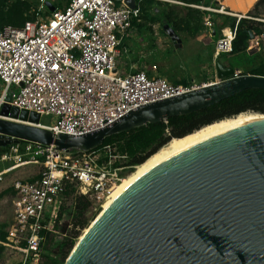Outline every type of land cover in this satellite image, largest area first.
Segmentation results:
<instances>
[{
	"label": "water",
	"instance_id": "obj_1",
	"mask_svg": "<svg viewBox=\"0 0 264 264\" xmlns=\"http://www.w3.org/2000/svg\"><path fill=\"white\" fill-rule=\"evenodd\" d=\"M128 3L135 6V0ZM216 61L220 81L138 106L84 134L62 131L56 137L39 113L12 105L9 92L0 109V146L24 139L90 150L114 134L264 89V75L227 77L235 67ZM65 264H264V120L155 166L92 222Z\"/></svg>",
	"mask_w": 264,
	"mask_h": 264
},
{
	"label": "built area",
	"instance_id": "obj_2",
	"mask_svg": "<svg viewBox=\"0 0 264 264\" xmlns=\"http://www.w3.org/2000/svg\"><path fill=\"white\" fill-rule=\"evenodd\" d=\"M139 1L131 6L128 0H70L50 9L48 15L38 9L37 16L22 28H0V109L12 92L11 104L20 110L53 116L52 124L42 126L56 137L62 131L84 134L138 106L214 83L195 79L175 83L156 70L150 74L147 67L126 70L119 66L118 57L130 54L124 41L134 29L133 21L140 20ZM192 6L206 11L205 26L210 33L223 15L252 18L215 1ZM235 31L230 25L222 29L215 62L221 54L232 52ZM263 39L264 33H253L247 52L260 49ZM9 145L2 159L40 164L43 172L34 179L15 182L14 217L0 245L20 250L38 262L58 220L67 184L76 183L84 196L95 188L109 193L121 179L119 166L111 164L112 157L120 156L112 154L109 146L67 151L24 139Z\"/></svg>",
	"mask_w": 264,
	"mask_h": 264
},
{
	"label": "rangeland",
	"instance_id": "obj_3",
	"mask_svg": "<svg viewBox=\"0 0 264 264\" xmlns=\"http://www.w3.org/2000/svg\"><path fill=\"white\" fill-rule=\"evenodd\" d=\"M38 6L41 14L47 15L48 10L52 6H65L68 0H30ZM208 3V2H207ZM174 11L178 14V19L185 18L188 12L186 4L180 0H155V2L148 6L147 11L151 16L160 18L155 22H146V26H152L151 29L146 27H139V30L133 29L125 39L124 43L129 46L130 53L133 55L125 57L119 56L118 62L121 68L126 70H138L142 67H147L150 74L157 73L167 77L170 81H185L195 78L197 82H217L222 78L219 76L218 64L214 60V53L216 50V39H210L205 26V14L197 16L198 19L194 23L195 31L190 33L186 30H175L170 24L164 14ZM246 15L264 22V5L258 9H253ZM142 21V20H141ZM222 26V25H221ZM220 26V27H221ZM174 29L177 36L170 32ZM222 27L220 32H222ZM219 37V36H218ZM176 38V39H174ZM180 38L179 45L175 44V40ZM249 57H253L256 65H264V39L261 43V48L249 53ZM141 56V58H140ZM247 55L235 56V60L241 63H247L250 59ZM132 58V59H130ZM230 54L223 53L218 57V61L224 69L230 66L232 61ZM236 72L241 74L243 69L234 68L233 74L227 77L234 76ZM3 88V82L0 80V93ZM54 118L52 115H44L41 118L42 124H52ZM10 146V145H9ZM2 148H7L3 150ZM2 149V150H1ZM10 147L0 146V228L7 231L10 227L14 217V198L15 187L17 180L34 179L40 176L43 172V167L36 163L20 164L16 159L6 158L2 159L3 155L7 154ZM127 163L125 158L114 159L112 157V166L119 165L118 172L121 174V179L129 175L136 167L122 166ZM11 168V169H10ZM10 169V170H9ZM119 182V181H118ZM68 193L66 191L60 205L58 213V220L52 226V231L48 233L44 243V253L38 262L31 258H27L22 251L4 247L3 253L0 257V264H53L54 260L61 259V264H65L70 253L76 246L81 235L86 232L89 225L98 217L103 210L106 203L105 197L109 194L95 188L92 193L85 196L91 202L90 206L85 211L84 219L86 225L82 228L77 224V220L81 216L77 210V203L84 205L83 201L78 200V196L82 195L78 190L76 183L69 182L67 184ZM68 223L67 231H63L65 224ZM74 238L73 246L68 249L64 257L62 256L61 244Z\"/></svg>",
	"mask_w": 264,
	"mask_h": 264
},
{
	"label": "trees",
	"instance_id": "obj_4",
	"mask_svg": "<svg viewBox=\"0 0 264 264\" xmlns=\"http://www.w3.org/2000/svg\"><path fill=\"white\" fill-rule=\"evenodd\" d=\"M69 1L70 0H68V3ZM180 1L185 3L186 7H188V12L186 13L185 18L182 17L178 19L179 16L174 11L164 14V17L167 19L168 24H170L175 30H186L190 33H194V23L198 19L197 16L205 14L206 11L192 5H206V1ZM139 2L142 11L140 19L142 21L135 19L133 24L137 25L138 29L139 27L151 29L152 26L150 25L147 27L146 22H155L156 20H160V18L151 16V13L146 12L148 6L153 4L155 0H141ZM263 5L264 0H259L255 5V10ZM38 9V6L30 0H0V28H4L5 26L22 28L28 20H32L37 16L39 12ZM49 13L50 9L48 10V14ZM227 25L236 29L235 38L233 40V50L230 53L231 57H233L230 65L243 69V73L264 75V65H256L253 57H249L247 52L249 40L253 36V33H264V22L252 18H241L238 20L235 16L227 15L224 16L222 28ZM238 55H247L250 59H248L249 61L247 63H241L234 58ZM184 82L187 81L185 80ZM246 111L264 113V89H247L203 110L190 114L169 117L166 120L148 123L128 131L114 134L107 137L103 144L99 147L109 146L112 154L120 156V159L125 158L127 160V163L122 166H131V168H133L144 163L172 139L182 138L205 125L213 123L216 120L234 116ZM2 149L7 150V148ZM66 191L68 193L67 187ZM78 200L83 201L84 205L81 206L80 203H77V210L81 219L77 220L78 222L76 225L83 228L86 225V220L84 219L85 211L90 206L91 202L87 200L85 196H78ZM68 225V223L65 224L63 228L64 232L67 231ZM6 236L7 231L0 228V240H5ZM76 236L77 232H75V235L71 236L72 238L61 244L63 257L68 249L73 246V237ZM3 249L4 246L0 245V257L3 253ZM62 261V258L56 259L53 264H61Z\"/></svg>",
	"mask_w": 264,
	"mask_h": 264
},
{
	"label": "bare ground",
	"instance_id": "obj_5",
	"mask_svg": "<svg viewBox=\"0 0 264 264\" xmlns=\"http://www.w3.org/2000/svg\"><path fill=\"white\" fill-rule=\"evenodd\" d=\"M209 84L210 83L206 85ZM262 120H264V113L246 111L234 116H229L216 120L213 123L205 125L182 138L172 139L166 145L161 147L153 156L148 158L144 163L137 166L133 172H131L126 177L120 179L119 182H117L113 186V188L109 191V194L105 197L106 203L100 214H102V212L106 210L114 202V200L118 196H120L128 187H130L144 174L149 172L151 169H153L155 166L165 161L166 159L194 146L195 144L208 140L216 135H219L232 129L251 126ZM54 183L58 184V181L54 180ZM88 229L86 230V232L88 231ZM86 232L81 235L77 244L83 238L84 234H86Z\"/></svg>",
	"mask_w": 264,
	"mask_h": 264
},
{
	"label": "crops",
	"instance_id": "obj_6",
	"mask_svg": "<svg viewBox=\"0 0 264 264\" xmlns=\"http://www.w3.org/2000/svg\"><path fill=\"white\" fill-rule=\"evenodd\" d=\"M205 1H206V4H210V3L214 2V1L216 3H222L227 8V10H230V11L234 12L235 14L236 13L237 14H247V13H250L251 11H253V9H255V5L257 4V2L259 0H205ZM211 5H213V4H211ZM140 20H138V21H140ZM223 22H224V16H221L217 20V22L215 23L214 30L211 33H210V31L207 30L210 39H212V40L216 39L215 43L221 37L222 32H220V28L222 27L221 25H222ZM133 26H134V29L139 30L137 25L133 24ZM131 55H133V53L129 54V56H131ZM140 58H141V56H140ZM130 59H132V58H130ZM214 60H215V53H214ZM193 79H195V78H193ZM190 80H192V79H190ZM186 81H188V80H186ZM172 82L180 83V82H184V81H172Z\"/></svg>",
	"mask_w": 264,
	"mask_h": 264
}]
</instances>
